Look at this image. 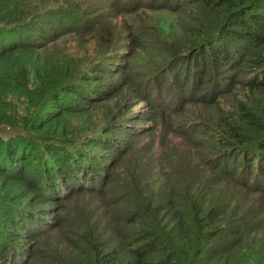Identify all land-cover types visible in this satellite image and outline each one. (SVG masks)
I'll use <instances>...</instances> for the list:
<instances>
[{
	"label": "trees",
	"instance_id": "1",
	"mask_svg": "<svg viewBox=\"0 0 264 264\" xmlns=\"http://www.w3.org/2000/svg\"><path fill=\"white\" fill-rule=\"evenodd\" d=\"M145 1L143 9L168 4L170 10L197 16L185 35L193 41L165 49L170 59L157 63L148 82L119 74L115 57L106 54L109 41L87 70L65 54L48 55L54 47L46 49L58 38L92 33L89 16L98 12L93 2L0 0V264H264V0ZM134 10L116 6L129 17ZM104 30L101 35L110 38ZM141 43H136L139 49ZM219 71L226 75V89L217 96L230 95L239 84L259 95L256 102L234 103L240 119L202 94L210 79L214 90ZM179 74V93L171 85L174 94L160 107L149 88L162 87V79ZM119 75L151 109L125 120L111 115V109L106 118L113 121L100 126L103 134L92 143L84 142L94 148L87 150L62 121L121 99L113 96L119 92L113 97L108 92ZM106 93L109 97L102 100ZM11 97H25L26 110L21 113ZM198 106L215 111L201 116L218 123L227 137L209 141L223 150L213 159L208 155L210 174L187 162L181 176L170 165L172 154L161 162L153 159L160 149L155 138L163 141L177 126L181 139L194 132L189 148L206 163L208 156L200 149L207 144L198 138L215 134V128L193 114ZM116 128L127 138L113 137ZM145 137L150 148L134 156L131 180L111 187L118 181L121 158L136 152L121 143ZM149 176L156 177L152 185L136 187V181ZM84 196L83 210H67L73 198L84 201ZM54 232L60 235L57 247L49 242ZM60 245L64 252L58 251Z\"/></svg>",
	"mask_w": 264,
	"mask_h": 264
},
{
	"label": "rangeland",
	"instance_id": "2",
	"mask_svg": "<svg viewBox=\"0 0 264 264\" xmlns=\"http://www.w3.org/2000/svg\"><path fill=\"white\" fill-rule=\"evenodd\" d=\"M86 1L93 2V4H96V7L98 9V12L89 16V18L93 20L94 25L92 28V33L87 32L84 37L79 36V34L62 36L52 44L53 46L46 49L49 50L54 47V49L49 51L48 55H53L54 53H58L61 55L65 54L67 58L69 57L70 60H75V63L82 66L83 69L87 70L86 67L88 66V64L95 61V56L98 50L107 49L106 44L109 41V43H111L106 54H110L111 57H115L114 59H116V62L114 63L117 64V66L119 65L116 69L117 71L119 70V74H122L123 71V74L125 75H137L140 76L143 81L148 82L149 79L150 81H152V75L158 69L157 63L161 64L169 56L170 52H168L166 56L163 55L165 49L168 50L172 47L181 48L186 42L191 43L193 41L191 39H188V41H186L187 39L185 38L188 27L191 29L195 26L194 21L197 19V16L193 13L186 14L184 12H175L174 10H170L171 5L166 4L165 8H162L160 7V3L151 4L150 7L143 9V7L145 6L144 4L146 3L145 0H139L140 3L138 4L137 0ZM116 6L121 11H127L128 9L137 10H134V16L129 17L127 13L116 11ZM102 26H104L105 32L108 31L109 33H111L110 38L106 37L105 34L101 35L100 29L102 28ZM142 27L144 28L143 30ZM133 31H135L134 38H130L129 35ZM137 42H142L141 44H143V47L141 49H139V47L137 46ZM65 55L62 56L65 57ZM168 59H170V57L166 60ZM100 60L103 59H99V61ZM98 62L97 65L100 66ZM219 72L222 74L221 71ZM225 76V74L219 76V82L215 85L214 90L211 88L213 79H210V81L206 84L205 90L202 94H207V96L211 99H217V103L220 104L219 107L221 111L224 110L223 113L228 112V114H231V116L233 114L240 119L242 118V115L239 113L238 108H234V103L236 101L249 103V100H252V102H256V99L259 98V95L255 96V92L244 90L243 87L239 84L234 87V90L230 95L225 96L227 95L225 94L223 97L221 95L217 96L220 91H224L226 89V82L225 80H223ZM140 78L138 77L137 79ZM181 78L182 75L179 74L177 78H169L168 80L162 79V87L160 85H155L154 87L149 88L151 91V96L157 97L160 107L167 105L166 101L169 100L170 97L174 94V88H176V94L179 93L178 86L181 85ZM125 80L126 78H124L123 75L116 76L112 84L113 86L108 90V92L110 93V97L119 95L121 99L108 100L106 102H103L102 104L96 105L88 112H84L82 116L65 117L62 121V123L67 126V128H70L73 133H76L74 135V138L77 139L78 144L85 147L87 150H92L94 148L92 145L86 144H89V142L92 143V140H94L95 136L103 134L100 126L104 122L106 124L113 121L112 118H106L111 109H113L114 111V113L111 115H121L118 120H125L127 117H133L142 110L151 109L150 105H148L146 102L141 101V98L135 92V89L133 90V88L130 87L129 83ZM171 85L173 86V89ZM190 86L191 83H188L186 85L185 95ZM149 89L148 87H145V91ZM114 91L119 93L111 96ZM109 96L106 93L104 95H101V99L105 100ZM10 100L21 113L26 110V105L28 103L25 97H11ZM149 101L151 102V99ZM188 107L189 106H187V108ZM263 111L264 107L261 109V112ZM192 112L202 119L205 117H202L201 113L203 116H206V114L211 112L215 113V111H207L206 108L200 106L193 107ZM236 117L234 118L238 120ZM196 118L197 117H195V119ZM205 120H207V122H212L211 120H208V118H205ZM146 125L148 126L151 124L149 123ZM212 125L215 128V134L207 132L204 133V137L198 138L200 141H204L207 144L205 149H200L202 154L204 156H212L211 159L215 158V155L223 150L217 147H212L209 143L210 139H212L215 135H218L220 139L227 137L221 136L222 129L218 127V123L212 122ZM0 129H2V127H0ZM112 130H114V127L112 128ZM178 132H181L180 126L174 128L173 134H171L170 136H166L163 141H161L160 138H155L157 141L156 144H159L158 146L160 149L153 152V159H157L158 162H161L166 156V153L172 154V156L169 157L170 165L176 169V172L179 171L181 176L186 175V171L189 166L185 164L187 162L194 163V165L198 163L201 169L209 173V161L211 160L209 156L206 162L208 164L207 165L204 161L201 160L199 151L189 148L190 144L193 147L195 144L194 132L189 133V139L187 140L181 139L180 136H178ZM112 136L118 139L127 138V134L123 133V131H119L117 128ZM88 139L89 142L85 143L84 145V142H86ZM149 140V137H145L143 139H139L134 144L124 143L125 141L121 143V146L122 144H124L125 146H134L136 152L133 154V156L130 155V158H126V156H128L129 154L121 158V164L117 169L118 174L115 175V177L117 176L118 181L112 184L111 187H114L115 184L117 186L124 185L126 182H129L131 180L129 170L131 169L132 163L135 161L134 156L142 147H144V149L150 148L148 146ZM188 151H191V153H188ZM164 169L165 171H168V165H165ZM155 180L156 177L149 176L146 179L136 181V187H142L144 182L145 184L151 183L150 185H152ZM164 181L165 180L160 181L159 185L155 186L153 191L158 192V189H160ZM251 196L257 197L256 194H253ZM74 199L75 198H73L71 203H69L67 210H69L70 207V209L73 211H76L77 209L83 210L87 203V197L84 196V201L80 199L75 201ZM91 200L98 203L96 199ZM11 203L15 204L13 201H11ZM89 207H91V202ZM103 209L104 208L100 207L96 211V214L101 212ZM56 213L57 211L55 210L53 214L56 215ZM57 218L59 219L60 217ZM55 233L56 232H54L52 237H50L49 242L56 241L55 247H57V244L60 243L61 240H58V238H60V235H56ZM58 251L64 252V247L60 245Z\"/></svg>",
	"mask_w": 264,
	"mask_h": 264
}]
</instances>
